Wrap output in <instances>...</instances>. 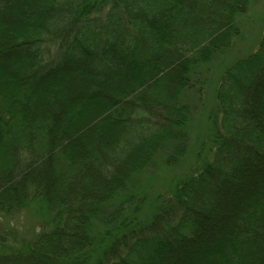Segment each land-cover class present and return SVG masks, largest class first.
Returning <instances> with one entry per match:
<instances>
[{
    "label": "trees",
    "instance_id": "obj_1",
    "mask_svg": "<svg viewBox=\"0 0 264 264\" xmlns=\"http://www.w3.org/2000/svg\"><path fill=\"white\" fill-rule=\"evenodd\" d=\"M249 2L0 0V264H264V29L218 79L209 159L179 165L183 96Z\"/></svg>",
    "mask_w": 264,
    "mask_h": 264
},
{
    "label": "rangeland",
    "instance_id": "obj_2",
    "mask_svg": "<svg viewBox=\"0 0 264 264\" xmlns=\"http://www.w3.org/2000/svg\"><path fill=\"white\" fill-rule=\"evenodd\" d=\"M237 22L241 33L234 41L232 48L217 56L210 63L202 65V68L199 69V76L204 82L201 86L202 94L198 95L195 91H192L186 93L185 97L183 96L184 101L188 102V104L190 102L192 106L191 116L186 128L187 148L179 164L183 169H186L191 164L200 165L203 161L208 160L211 155L209 133L205 135L206 115L215 105V90L218 79L232 59L243 56L256 47L264 29V0H250L246 13L238 17ZM162 156H164L163 153H158L156 158L162 160ZM163 164H159L156 168L149 170V172H153L152 175L146 171L140 176L142 180V178H147L149 174V179L153 182L151 183L150 180H147L149 182L147 184L143 183L144 180L140 182L145 189L148 188L147 190H149L155 185H159L158 177L166 172ZM39 217L40 214L36 207L30 205L21 214L13 217L11 224H13L19 237H29L33 232L36 233L39 230Z\"/></svg>",
    "mask_w": 264,
    "mask_h": 264
}]
</instances>
